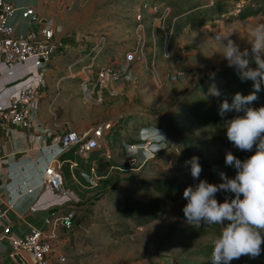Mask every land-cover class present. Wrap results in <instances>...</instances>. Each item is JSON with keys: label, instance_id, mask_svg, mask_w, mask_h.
<instances>
[{"label": "rangeland", "instance_id": "1", "mask_svg": "<svg viewBox=\"0 0 264 264\" xmlns=\"http://www.w3.org/2000/svg\"><path fill=\"white\" fill-rule=\"evenodd\" d=\"M251 1L57 0L60 9L57 12L60 15L64 12L66 25H63L72 31L70 38L76 48L65 55L63 69L56 73L58 80L65 77L58 85L59 89L56 86L58 80L56 83L52 80L46 98V110L49 114L51 111L56 113L59 119L53 120L54 123L64 120L67 125L100 124V118L109 110L112 99L121 96L119 93L115 94L117 96L110 94L107 100L90 101L84 95L81 78L70 77L92 56L91 48L105 35L107 44L98 61L103 65L127 63L136 77L130 83L140 88L131 106L119 102L125 109L119 111L121 124L116 123L118 130L111 136L113 145L128 150L127 143L135 140L140 143L150 136L156 154L142 165H131L128 157L124 158L120 169H111L109 163L103 161L97 162L99 179L95 183L86 182L85 198L76 206V231L70 232V236L77 232V243L87 247L82 252L75 248L72 259L76 263L83 258L92 261L105 258V264L113 259L122 264L155 257L168 260L170 264H211L207 248L219 236L221 225L187 222L182 211L187 203L183 193L187 187L198 185L199 180L193 179L185 161L193 156L199 157L203 169L200 179L212 184L224 182L221 173L229 178L236 175L234 166L226 165L225 156L226 152L234 154L239 149L227 140L225 127L203 123L193 111L208 108L207 103L212 105L218 97L210 94V88L215 85L222 94L226 79L221 72L235 69L227 66V61L220 55L223 48L214 37H229L241 51H251L252 32L264 25V14L246 18L237 16ZM217 2L225 4L222 11L210 9ZM195 4L207 9L208 19L204 24L179 23L180 13ZM27 28L26 22H22L20 34L23 35ZM76 33L81 34L77 41ZM147 47L151 50L148 51ZM111 56L120 57L110 60ZM74 62L77 63L70 69ZM179 70L185 73L184 79H169V74ZM65 88H68V99L75 103L78 115L74 118L67 104H60L57 98ZM235 115L229 113V119ZM145 119H151L156 125L140 127L138 123ZM158 133L162 137L164 134L167 140L164 142V137ZM122 138L125 140L123 146ZM136 154L142 157V150H137ZM85 158L96 160L95 155ZM81 161L90 166L88 161ZM63 173L68 178V185L78 189L68 163L63 165ZM165 178H174L180 188L179 194L173 198L163 199L153 187L154 181ZM152 197L159 199L162 215L158 219L146 221V215L128 208L130 203L136 205L133 201ZM232 198L234 194L231 192L220 191L216 195L220 203ZM72 245H75L74 239ZM231 264H235L234 260Z\"/></svg>", "mask_w": 264, "mask_h": 264}, {"label": "crops", "instance_id": "2", "mask_svg": "<svg viewBox=\"0 0 264 264\" xmlns=\"http://www.w3.org/2000/svg\"><path fill=\"white\" fill-rule=\"evenodd\" d=\"M15 1L20 6H35L39 18L37 22H34L18 17L19 33L21 32L20 25L24 21L28 27L26 31L34 32H39L45 25L51 23L56 26V35L57 38L61 40L62 44L59 46L53 62L45 69L36 70L31 62L17 64L14 66L16 74L11 78L6 74V69L3 68L2 73L0 74V88L3 85H6L9 86V92H16L24 85L23 80L25 76H34L39 72L44 74L45 83L51 91V82L52 80H54V82L58 80L56 73L63 69L66 61L65 55L70 54L69 51H73L76 48L70 38V36H73L72 31L69 32V27L66 28L64 26L66 25L65 20L63 19L64 12H60L62 15L57 12V10L60 11L57 0H37L35 3L30 2V0ZM59 33H61V35ZM75 36V40L77 41L81 34L76 33ZM82 36L86 35L82 33ZM63 39H67V41L65 42ZM90 39H92V37H90ZM81 46L83 49L82 44ZM147 50H151V47H147ZM119 57L120 56H111L109 58L110 60H118ZM87 60H90V58L88 57ZM96 65L102 66L103 63L101 64L97 59ZM53 76H55V78H53ZM130 82L131 81L129 80H125L118 85V93L121 94V96L112 99L113 101L110 99L112 101L110 108L103 112V117L100 118V124L109 121H115V123L119 122L121 124L118 115L119 111H123L125 108L120 103L126 102L131 106L134 103L137 89H140L137 88V86L132 85ZM69 84L70 83L67 81V85ZM82 85L84 95L88 100L100 101L109 99L111 93L107 90L98 89L94 94L89 96L87 93L89 89H91V85L83 82ZM66 89L68 88H65L63 93L60 92L57 98L60 104H67L69 110L73 112L72 117L74 118L78 115L75 111V103L68 99V92ZM111 96L114 95L111 94ZM46 98L42 99L39 103L31 126H5L0 124V212H5V218L0 220V264H19L14 258L15 253L13 252L9 238L4 237L5 228L10 226L13 234L24 235L29 232L32 227H40L42 225L48 230V233H50L52 237L53 252L49 257L51 264H102V261L103 264H105V258H103V260L102 258H98L93 261L88 258H83L77 261V263L72 259V255L75 253V248L79 252L87 250V247L81 242L79 244L77 243V232L70 236L71 230L76 231V221L74 227L71 229L59 226L55 230H52L53 226L51 225L45 226V223H42V221H44L52 212L59 213L69 208L76 209L77 203L83 201L85 198V188H87L86 182H89L82 176V173L93 174L91 168L93 166H98L97 162L103 161L109 163L108 166L111 169L121 168L124 158H127L126 150H122L121 147H115L113 145V139H111V136L116 135L118 125H115L110 133L105 134L101 147L90 154L95 155L96 160L90 161L88 158H85L90 155L82 156L78 154L75 149L64 151L61 147L59 138L67 128H73L79 132H85L100 124H94V122H92L85 126L76 123L67 125L64 124V120H62V123H54L53 120L59 119L56 113L51 111V114H49L46 110V108H48ZM69 114L68 116H71ZM138 125L140 127H145L156 124L151 119H145L143 122L138 123ZM123 142H125V140L122 138L121 146H123ZM107 153H111L110 159L106 158ZM55 158H58L61 162L60 169L63 178V186L67 192L66 196L53 193L47 186L40 184L46 167L50 161ZM81 160H84V163L88 161L90 166L88 167L83 164ZM131 162L133 161L130 160V163ZM67 163L70 165L78 189L70 187L68 185V178L64 176L63 165ZM76 171H79V173L77 174ZM29 187L35 188L32 193L27 192ZM65 197H69L70 199L67 200ZM32 207H34L35 210H32ZM73 239L75 245H72ZM63 257L65 258L64 261L62 260ZM112 261L113 262L107 264H119L115 262L117 259H113ZM122 264L170 263L168 260L162 258L146 257L140 258L137 261H130Z\"/></svg>", "mask_w": 264, "mask_h": 264}, {"label": "built area", "instance_id": "3", "mask_svg": "<svg viewBox=\"0 0 264 264\" xmlns=\"http://www.w3.org/2000/svg\"><path fill=\"white\" fill-rule=\"evenodd\" d=\"M18 17L34 22L39 20L35 6L25 7L18 5L15 0H0V74L2 73V69L5 68L6 74L11 78L16 74L14 66L17 64L31 62L36 70L47 68L53 62L58 48L62 44L61 40L57 38L56 26L51 23L45 25L39 32L26 31L23 35L20 34L18 32ZM106 44L105 35H102L91 48L90 54L92 56L90 60L82 64L76 72L70 74V77H79L83 83L91 85V89L87 93L89 96L94 94L98 89H105L112 95H115L119 91L118 85L121 82L136 80L127 63L96 65L98 56ZM76 63L71 64L70 69ZM64 78V76L59 78L56 86ZM184 78L185 73L181 70L169 74V79L171 80H182ZM23 81L24 85L16 92H9V86L6 85L0 88L1 125L31 126L39 103L47 97L50 91L48 85L45 83L43 73L37 72L34 76L27 75ZM115 125L114 121H109L85 132L67 128L59 138L61 147L64 151L75 149L78 154L89 156L101 147L105 134L110 133ZM166 140L164 137V142ZM127 145L128 150H126V154L129 162L130 160L133 161L131 165L135 163L142 165L149 158L156 156L154 141L150 136L140 143L139 141H135L127 143ZM164 146H166L165 143ZM139 149L142 150V160L136 154V151ZM106 158L110 159L111 153H107ZM60 167V160L58 158L52 159L46 167L40 184L47 186L53 193L66 196L67 192L63 186ZM96 169L97 166H93L91 168L93 174L82 173V176L90 183H95L99 179ZM34 189L33 187H29L27 192L32 193ZM65 198L67 200L70 199L69 197ZM32 210H35V208L32 207ZM4 218L5 212H0V220ZM76 218V209L69 208L63 212L50 213L44 222L45 226H53L52 230L57 229L59 226L71 229L75 225ZM4 237L9 238L13 252L21 254L27 261V264H51L49 257L53 252V242L46 228L32 227L24 235H15L11 231L10 226H8L4 230ZM30 253H33L34 259ZM62 260L64 261L65 258L63 257Z\"/></svg>", "mask_w": 264, "mask_h": 264}, {"label": "clouds", "instance_id": "4", "mask_svg": "<svg viewBox=\"0 0 264 264\" xmlns=\"http://www.w3.org/2000/svg\"><path fill=\"white\" fill-rule=\"evenodd\" d=\"M214 39L223 48L220 55L227 66L235 68L241 80L253 81L251 94L238 92L231 103L223 100L219 114L223 117L226 112L235 111L236 115L224 123L227 140L241 151L251 152L255 147V154L240 160L231 151L226 152L225 163L234 166L236 175L229 178L221 173L224 182L218 185L200 179L203 169L199 157L185 161V167L190 166L191 176L199 183L184 190L187 203L182 211L190 224L221 225L213 242L211 264H231L243 256L257 258L264 244V106H249L258 99L257 93L264 84V25L253 30L251 51H241L229 37ZM209 92L216 97L221 95L215 85ZM220 191L231 192L234 198L220 203L216 199Z\"/></svg>", "mask_w": 264, "mask_h": 264}, {"label": "trees", "instance_id": "5", "mask_svg": "<svg viewBox=\"0 0 264 264\" xmlns=\"http://www.w3.org/2000/svg\"><path fill=\"white\" fill-rule=\"evenodd\" d=\"M225 4L217 2L211 6L210 9L222 11ZM259 13L264 14V0H252L251 3H248L241 12L237 14L239 18H246L250 15H257ZM208 19L207 9H202L200 4H195L186 10L180 13V21L182 25H196L202 26L204 22ZM179 29V28H178ZM252 67L255 68V64H252ZM221 76L226 79L225 86L223 88V93L216 98V100L208 108L195 109L193 115L201 122L210 124L212 126H217L218 128L224 127V123L229 119V113L236 114L235 111L226 112L223 117L219 114L220 104L223 100L227 99L229 103L232 102V99L236 93H241L244 96H247L253 92V81L251 80H241L236 69H227L221 72ZM262 90L257 93L258 99L254 101L250 107H261L264 106V84L261 86ZM202 100V99H201ZM255 152V147L251 152L237 150L233 155L240 160H244L252 155ZM176 180L174 178H165L153 182L154 189L161 193L163 199L173 198L179 194L180 188L175 184ZM135 206H132V203L129 204L128 208L135 210L139 214H144L147 216L146 221L153 219H158L161 217L159 212V199L157 197H152L149 200H138L133 201ZM138 203L142 204L137 205ZM153 203L155 208L153 207ZM134 212V213H136ZM262 252L260 256L255 259H251L248 256H243L238 260H234L235 264H264V244L261 245ZM213 251V245L207 248V255L211 257Z\"/></svg>", "mask_w": 264, "mask_h": 264}, {"label": "water", "instance_id": "6", "mask_svg": "<svg viewBox=\"0 0 264 264\" xmlns=\"http://www.w3.org/2000/svg\"><path fill=\"white\" fill-rule=\"evenodd\" d=\"M31 257L34 259L33 257V253H30ZM15 260L19 263V264H27V261L21 256V254L16 253L14 255Z\"/></svg>", "mask_w": 264, "mask_h": 264}]
</instances>
